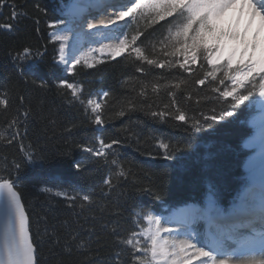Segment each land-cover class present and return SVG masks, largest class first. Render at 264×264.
<instances>
[{"label":"snow or ice","instance_id":"obj_1","mask_svg":"<svg viewBox=\"0 0 264 264\" xmlns=\"http://www.w3.org/2000/svg\"><path fill=\"white\" fill-rule=\"evenodd\" d=\"M35 7L38 11H45L39 4ZM65 7L67 12L64 16L49 22L47 26L52 30L49 34L51 40L59 42L57 63L66 66L71 64V67H66L67 72L74 74L76 65L82 64L91 69L95 68L97 63L104 62L103 59L98 61L93 53L106 55L112 60L121 56L134 57L140 62L136 65V71L143 75L149 74L143 66L145 64L150 68L159 69L179 67L191 75L194 71L192 65H196L198 61L206 62L211 70H204L201 63L203 78L197 77L194 83L204 85L208 78H211L224 85L223 89L212 88L214 92L219 93L220 99L227 102L221 106L219 114L213 108L208 114L201 113L202 119L190 118L187 115V111L179 106L176 93L171 91L180 89L182 84L187 83L186 80L171 85H161L159 81L151 83L152 92L155 94H159L162 87L169 88L168 95L171 97L170 104L174 111H163L158 107L153 110L151 104L144 103H140L139 108L147 107L148 114L161 123L167 122L166 118L170 117L187 125L183 130L188 133L189 138L220 120L233 117L239 106L246 101L252 105L259 104L261 119L264 122V45L258 43L256 37L251 43L244 41L243 49L231 51L225 61L220 40L225 35L232 39L239 37L218 28V22L224 13L239 7L241 15L247 12L249 24L259 18L261 29H264V0H126L124 3L113 0H72ZM109 8L113 9L111 13H108ZM5 10L8 11L6 17ZM94 12L99 13L101 19L97 21ZM65 16L68 19H65ZM25 18H29L26 0L24 5H18L16 0H0V32L17 31L20 21ZM138 20L144 21L148 26L168 21L167 25H162L166 28L167 35L158 42V53L155 42H151V51L146 50L144 41L140 40L144 31L137 28L131 36L123 31V27L137 23ZM74 21L79 27L86 23L89 33L85 35L103 33L107 39L114 42L101 43L99 48L90 49L86 56L75 59L72 63V59L68 58L65 52L69 37L62 33L71 30L68 26ZM39 22L37 19L36 23ZM120 22L125 24L121 25ZM113 25L116 26L115 32L111 27ZM45 52L46 48L44 51L37 49L33 53L30 47L25 46L9 51L8 55L13 67L23 77L30 71L27 66L43 60ZM219 73H222L223 78L218 76ZM225 80L231 81V87L225 85ZM32 82L35 84L36 80ZM39 87L46 88L47 85L41 81ZM147 87V84L141 87L138 93L140 97L147 98ZM58 88L70 93L71 98L66 99L68 104L78 102L84 106L86 114L90 110L92 122L103 127V98L109 97V92L98 93V96L102 95L101 100H85L82 96L83 89L76 83L61 80ZM60 95L66 96V93L61 91ZM18 99L20 108L9 117L8 90L0 92V111L6 117L5 125L0 129V144L5 147L17 142L18 138L23 140L21 132L27 134L28 124L32 119L33 109L30 106L24 107L22 95ZM121 105L115 112L117 117H124L127 113L138 110L135 98H127ZM165 108H169V105H165ZM49 123L54 124L55 121L50 120ZM74 127L76 126L67 127L65 131L71 133ZM152 139L160 150L156 155L162 154L164 160H171L177 152L191 147V139L176 144L171 142V137L153 136ZM124 143L119 137L107 141L101 137L96 144L76 145L86 154L82 162H74L78 171H86V166L95 161L102 162L109 169L111 174L102 181L100 187V192L104 195L110 194L117 188L121 179L127 181L132 174L130 169L125 170L120 158V148ZM19 151L22 155L19 159H12L9 166L17 173L35 163L38 158H46L32 144L25 146L20 143ZM70 154L69 150L62 155L67 157ZM5 171L8 175L0 174V217L4 219L3 228L0 230V264H40L38 253L45 243L50 246L53 264H102L99 257L100 247H94L100 243L98 237L93 239L95 226H85L89 220V217L84 215L85 211H91L96 205L92 194H70L53 187H43L41 192L63 197L69 209L79 208L81 211L76 215L83 216L85 224L77 221V226L73 227L68 220L50 223L46 216H40L33 233L31 214L23 202L18 181L12 177L9 169ZM138 191L151 193L152 189L140 187ZM152 194L157 200L161 199L158 193ZM100 211L103 212L104 209L101 207ZM186 215V220H173L150 211L143 212L142 216L138 214L139 219L147 221V225L140 231L133 230L130 235L118 240L120 245L130 247L131 264H229L233 259L242 261V264H257L256 255L264 257V182L261 183L258 195L254 190H249L242 202L230 210L219 207L210 193L204 209L186 210ZM91 219L95 220L96 217L93 215ZM201 220L207 225V231L204 233L196 227ZM173 223L179 224V228L169 226ZM112 234L118 235L116 228L112 229ZM141 236L144 238L143 242L139 239ZM229 249L233 251L229 252ZM120 255V251H117L111 258L112 264H121ZM260 264H264V260Z\"/></svg>","mask_w":264,"mask_h":264},{"label":"trees","instance_id":"obj_2","mask_svg":"<svg viewBox=\"0 0 264 264\" xmlns=\"http://www.w3.org/2000/svg\"><path fill=\"white\" fill-rule=\"evenodd\" d=\"M71 1L26 0L29 18L22 19L15 32H0V92L8 90L9 117L20 108L18 97L21 95L24 97V107L30 106L33 109L27 134L21 132L23 140L18 138L17 142L7 147L0 144V174L8 175L5 169H9L12 177L17 179L23 202L31 214L33 233L40 216H46L50 223L68 220L73 227L77 226V221L85 224L84 217L76 215L81 211L79 208L69 209L63 197L43 193V187H53L70 194H92L96 205L91 211H85L84 215L89 217L85 226H95L93 239L98 237L100 243L94 247H100L102 264H112L111 258L117 251L121 253V264H131L130 247L120 245L118 240L130 235L133 230L140 231L145 227L144 220L139 219L138 214L142 216L143 212L150 211L167 218L188 206L204 209L210 193L218 206L226 211L236 203L237 195L247 186V174L243 166L251 152L243 147V143L252 136L249 122L257 112L255 105L246 101L239 106L233 117L220 120L189 138L183 130L187 125L170 117L166 118L167 122L161 123L148 114L147 107L140 109L139 104H151L153 110L158 107L163 111H174L168 95L169 88L162 87L159 94H155L151 83L159 81L161 85H171L186 80L187 83L182 84L180 89L171 91L176 93L177 102L187 111V115L202 119L201 113L208 114L213 108L219 114L221 106L227 102L220 99L219 93L212 88L223 89L224 85L211 78L204 85L194 83L197 77L203 78L201 63L204 70H211L206 62L198 61L192 65L194 71L191 75L179 67L159 69L145 64L143 66L149 74L143 75L136 71L139 61L134 57L121 56L116 60L103 58V63H97L91 69L82 64L76 65L74 74L67 72L57 64L59 42L51 40L49 34L52 30L47 24L64 16V7ZM16 3L24 5L25 0H16ZM37 4L45 11H38L35 7ZM7 15L8 11L5 10L4 16ZM37 19L39 24L36 23ZM167 23L161 21L148 26L138 20L137 23L123 27V31L129 36L137 28L144 31L140 40L144 41L146 50L151 51V42H155L158 53V42L167 35L162 25ZM25 46L30 47L33 53L37 49L44 51L45 48L46 52L43 60L27 66L30 71L21 77L13 67L8 53ZM218 76L223 78L222 73ZM34 79L35 84L32 82ZM61 80L78 84L83 89L85 100H101L102 96L97 95L99 91L110 93L109 97L103 98L102 119L105 123L102 128L92 122L90 110L86 114L84 106L78 102H66L71 96L67 90L58 88ZM41 81L46 83V88L39 87ZM145 84L148 85L147 98L138 95ZM225 85L231 87L228 80H225ZM61 91L66 96H61ZM127 98H135L138 110L117 117L115 112ZM165 105H169V108H165ZM50 120L55 123H49ZM5 122L6 117L0 111V129ZM72 125L76 126L72 132H66L65 129ZM153 136L171 137L173 144L191 139V147L177 152L171 160H164L162 154L156 155L160 150L156 148ZM101 137L106 141L119 137L125 142L120 148V158L125 170L130 169L132 173L127 181L121 179L117 188L108 195L100 192L102 181L111 174L102 162L88 164L86 171H78L74 163L82 162L86 155L77 144H96ZM20 143L25 146L32 144L46 158H38L35 163L17 173L9 166L12 159H19L22 155L19 151ZM69 150L70 156L62 155ZM113 179L115 182L114 176ZM140 187H150L152 192L140 193ZM152 193H158L161 199L157 200ZM101 207L103 212L100 211ZM93 215L95 220L91 219ZM196 227L203 233L202 223L199 222ZM113 228L117 229L118 235L112 234ZM139 239L142 242L144 240L142 236ZM49 249L46 243L40 248V264H53Z\"/></svg>","mask_w":264,"mask_h":264},{"label":"rangeland","instance_id":"obj_3","mask_svg":"<svg viewBox=\"0 0 264 264\" xmlns=\"http://www.w3.org/2000/svg\"><path fill=\"white\" fill-rule=\"evenodd\" d=\"M100 2H104V0H100ZM66 12H67V8L64 7V14ZM66 19H68V17H66ZM254 21H252L249 24V18H248L247 12L245 11V14L241 15L239 7L229 9L227 12H225L222 19L218 22L219 30L223 31L225 33H230L232 35H236L239 38L238 39H232L229 35H225L220 40V44H221L223 51L225 49H227L228 47L231 48V51L242 50L243 49V42L248 41L249 43H251V42H253L254 37L257 38L258 43H260L261 45H264V35L261 34L260 29H258L253 24ZM66 32H64L62 34H66ZM68 37H69L68 47L65 49V52L67 53V51L70 50L71 48H75L76 52H77L76 55H74L73 57L70 58V59H72V63L75 62V59L81 58L82 56H86L89 53L90 49L95 48L96 45L99 43V41L103 40L100 36H97L95 38V41L89 43L90 44L89 45L84 40V38L85 39L88 38V37H85V35H84L83 39H80L78 41L74 40L72 36H68ZM58 56H59V53H58ZM93 56L97 60H100L103 58H109L107 56H101L98 53H93ZM226 58H225V61H226ZM225 61H222V62H225ZM57 64L64 67L65 69H66V67H71V64H69L67 66L64 64H59V63H57ZM229 84L231 85V81H229ZM258 99L259 98L257 97V100ZM254 109L257 113L249 122V126L252 129L253 133H252V136L247 140L250 148H246L244 145L245 143L243 144V147L246 150L251 152L250 158L245 162V164L243 166L244 171L247 174V186L244 189H242L241 192L237 195V197L235 199L236 203L233 204L229 208V210L231 208H233L234 206L239 205L242 202V200L245 198V194L248 193L249 190H254L256 192V194L258 195L261 183L264 182V169H260L261 162L264 158V139H262V132H261L260 126H259L260 124H262L264 122H262V119H261L262 113H261V109H260L258 103L255 104ZM182 216H184L185 219H188V217L186 215V211L183 212V215H179L177 213V214L172 215L171 217H173L175 220H181L180 217H182ZM200 222L202 224H204V232L207 231V225L204 223V221L201 220ZM144 223L146 226L147 221L144 220ZM165 235L167 236V234H165ZM232 251H233L232 249H229V252H232ZM262 260H264V257H261L260 260L258 261V263L260 264V262Z\"/></svg>","mask_w":264,"mask_h":264},{"label":"bare ground","instance_id":"obj_4","mask_svg":"<svg viewBox=\"0 0 264 264\" xmlns=\"http://www.w3.org/2000/svg\"><path fill=\"white\" fill-rule=\"evenodd\" d=\"M113 2H118V3H121V0H113ZM113 11V9L109 8L108 9V13H111ZM96 17V20L98 21L99 19H101V16L99 13H96L94 12L93 13ZM89 19H91V17H89ZM121 23V22H120ZM258 29H260V33L264 35V29H261V26H260V21H259V18H257L254 23H253ZM115 25L111 26L112 28L114 27ZM69 28L71 30L67 31L66 32V35L68 36H72L74 40L78 41L80 39H83L84 38V34L85 33H88L89 32V29L87 28L86 26V23L82 26V27H79L77 26L76 22L74 21L72 24H70ZM97 36H100L103 40L99 41V43L96 45L95 48H99L100 47V44L103 43V44H109V43H113L114 41H110L109 39L106 38L105 34L103 33H96V34H91L88 36V38H84V40L89 44L91 42H94L95 41V38ZM93 44V43H92ZM90 45V44H89ZM87 50V49H86ZM230 51H231V48L228 47L227 49H225L223 52H222V55L224 56V58L227 57L228 54H230ZM77 52H76V49L75 48H71L70 50L67 51L66 53V56L68 58H71L73 57L74 55H76ZM99 54V53H98ZM100 55V54H99ZM106 56V55H105ZM264 124V123H262ZM262 124H260V130L262 133H264V127H262ZM260 132V133H261ZM262 139H264L262 137ZM248 140V139H247ZM245 141L244 145L246 148H250V146L248 145V141ZM247 167V166H246ZM260 169H264V158L261 162V165H260ZM171 219L175 220L173 217H170ZM181 220H186L184 216L180 217ZM170 227H173V228H179V224H176V223H173V224H170ZM165 235V234H164ZM166 236V235H165ZM245 255H248V254H245ZM261 256L259 255H256V261H257V264L258 261L260 260ZM194 264H198V262H194ZM229 264H242V261H239V260H236V259H233L232 261L229 262Z\"/></svg>","mask_w":264,"mask_h":264},{"label":"water","instance_id":"obj_5","mask_svg":"<svg viewBox=\"0 0 264 264\" xmlns=\"http://www.w3.org/2000/svg\"><path fill=\"white\" fill-rule=\"evenodd\" d=\"M3 224H4V219L2 217H0V230H2Z\"/></svg>","mask_w":264,"mask_h":264}]
</instances>
